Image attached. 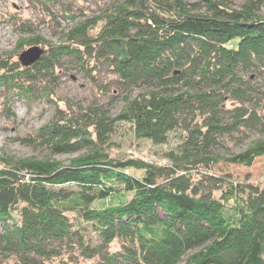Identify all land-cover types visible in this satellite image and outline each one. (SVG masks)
I'll return each mask as SVG.
<instances>
[{"label": "trees", "instance_id": "obj_1", "mask_svg": "<svg viewBox=\"0 0 264 264\" xmlns=\"http://www.w3.org/2000/svg\"><path fill=\"white\" fill-rule=\"evenodd\" d=\"M202 1L118 0L60 43L20 41L19 51L44 48L30 66L0 55L8 118L16 101L46 94L55 104L23 140L53 153L87 150L68 164L0 154V255L18 264H264V182L212 170L264 156V137L230 156L212 153L221 139L264 135V92L252 80H264V0ZM65 59L116 75L128 92L116 118L95 106L70 113L46 91ZM116 120L156 144L177 127L186 133L174 160L157 164L107 149ZM120 192L130 197L102 204Z\"/></svg>", "mask_w": 264, "mask_h": 264}, {"label": "rangeland", "instance_id": "obj_2", "mask_svg": "<svg viewBox=\"0 0 264 264\" xmlns=\"http://www.w3.org/2000/svg\"><path fill=\"white\" fill-rule=\"evenodd\" d=\"M117 1L63 0L60 4L43 6L34 0H0V55L16 54L18 58L23 49L19 51L17 46L20 41L25 39L60 43L64 39L65 33L78 20L110 10ZM186 1L189 3L199 2L200 7L204 4L202 0ZM226 1L231 7L237 8L245 0ZM210 37L222 41L220 37L212 35ZM116 78V75L106 66H102L99 70H86L76 62L65 59L61 71L46 86V91H50L51 96L58 100V104L70 113H75L88 106H95L104 109L109 118H116L128 95V92L118 87ZM252 80L258 85L261 92H264V80L261 78ZM3 109L4 98L0 96L1 155L3 153L15 158L49 157L68 164L71 159L87 152L86 149H82L72 153H53L49 146L39 141L23 140L34 137L38 128L54 115L55 104L52 100H47L46 94L31 104L21 101L13 103L11 109L15 116L8 118ZM189 121L190 119L187 122ZM185 133L182 128L177 127L169 132L166 143L156 144L149 139L137 138L131 124L116 120L113 130L107 134L106 147L121 157L131 156L164 165L174 160L169 156L171 153L175 154ZM260 137H264V135L258 132H249L243 136L236 135L230 139H221V143L212 149V153L230 156L244 149L251 140ZM212 170L217 175L230 174L233 179L240 182H264V156L257 157L251 166L220 162ZM130 172L135 171L130 169ZM128 197L130 195L120 192L110 199L104 200L102 204L118 203ZM0 264L18 263L8 256L0 255ZM81 264L89 263L82 262Z\"/></svg>", "mask_w": 264, "mask_h": 264}, {"label": "water", "instance_id": "obj_3", "mask_svg": "<svg viewBox=\"0 0 264 264\" xmlns=\"http://www.w3.org/2000/svg\"><path fill=\"white\" fill-rule=\"evenodd\" d=\"M43 53L44 48L40 45H30L19 53L18 60L22 66L27 67L37 62Z\"/></svg>", "mask_w": 264, "mask_h": 264}]
</instances>
